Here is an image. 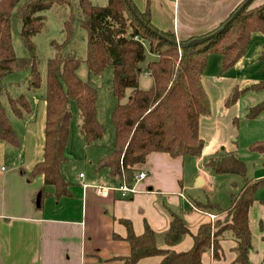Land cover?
I'll use <instances>...</instances> for the list:
<instances>
[{"label":"trees","instance_id":"trees-1","mask_svg":"<svg viewBox=\"0 0 264 264\" xmlns=\"http://www.w3.org/2000/svg\"><path fill=\"white\" fill-rule=\"evenodd\" d=\"M253 1L218 36L198 46L177 47L166 40L178 41L173 34L158 31L151 25L149 1L144 12L130 4L137 17L162 34L165 40L145 28L123 0H107L105 6H97L90 0H74V4H69L68 0H0V82L10 74L27 71V90L31 95L45 83L43 155L31 171L20 170L25 180L30 182L41 176L44 186L53 188L56 199L70 195L71 185L62 176L61 167L69 160L66 148L71 102L75 104L78 130L87 147L100 140L104 133L97 120L96 90L77 76L79 59L73 53L64 52L65 45L73 39L76 24L86 32L85 64L88 73L98 75L111 66L112 92L117 101L111 112L114 129L112 150L96 162L95 170L106 169L111 178L130 185L134 173L138 172L134 167L143 164L152 153H165L172 158L201 155L204 142L199 135V123L201 118L210 115V103L203 86L208 56L219 55L220 73H225L243 57L251 34H264V4L251 8ZM54 6H68L70 12L63 23L65 39L56 45L55 55L45 62L42 76L32 38L43 29V13ZM234 11L207 34L225 24ZM14 20L20 23L19 37L28 52L26 58L17 57L13 50ZM193 38L196 37L178 42L187 43ZM146 46L149 53L155 55V60L149 61L143 70L141 64L146 60ZM259 60L264 62V50L260 52ZM142 73H147L151 79L149 89L139 87ZM127 90L130 91L129 96L126 102H122ZM260 90H264V81L243 89L235 88L224 105L237 102L246 91ZM30 97L25 94L6 97L7 106L16 118L25 119L32 113ZM1 98L0 88V143L17 148L20 141ZM261 114H264V100L251 106L245 118L252 120ZM248 148L253 153L264 154V140L253 142ZM206 167L214 175H238L243 178V185L237 194L230 195L227 209L209 202H193L196 209L214 215V221L199 225L192 235L191 248L184 252L171 249L191 232L182 213L168 209L170 224L162 235L166 248L158 246L157 234L148 224H144L142 234L136 235L129 220L119 219L118 223L126 231L123 240L128 243L130 251L115 259L122 264H136L141 259L160 256L159 264H204L202 257L207 252H211L213 258L220 257L219 240L228 231L236 241L234 264H250L249 210L258 187L264 184V178L256 181L247 179L243 162L224 149L210 157ZM261 204L264 205V201ZM219 215H224V218H217ZM263 226L260 223V229ZM113 237L119 238L115 234Z\"/></svg>","mask_w":264,"mask_h":264},{"label":"crops","instance_id":"crops-1","mask_svg":"<svg viewBox=\"0 0 264 264\" xmlns=\"http://www.w3.org/2000/svg\"><path fill=\"white\" fill-rule=\"evenodd\" d=\"M129 1L140 12L145 11L149 1L150 23L154 29L168 32L173 34L176 40L184 41L192 37H200L217 28L244 0ZM262 4L264 0H254L252 8ZM262 50L263 48H260L259 54ZM242 59L243 57L234 68L243 65ZM261 99L260 96L258 100ZM32 100L33 111L28 118H17L18 122L11 120L20 146L17 147L19 152L9 154L18 155V157L11 159L10 168L4 169L0 165V264H122L115 257L127 255L130 248L123 240L126 231L118 220H129L136 235L142 234L145 223L154 232L159 230L163 235L169 228V211L185 212L180 205H177L178 201L170 199L173 196L187 203L188 211L185 213L195 212L207 215L208 221L199 223V218H196V224L214 221L210 219V214L192 205L194 201H197L196 199L186 198L183 194L184 190L191 189L192 195L197 197V191L203 190L201 186L205 184V174L201 175L202 179H198L193 189L190 184H185L184 169L186 161L191 166L198 165L203 157H206L208 161L221 149L233 153L231 148L226 147V142L217 140L216 143H211L210 141L208 148L205 143L201 155L192 157L195 160H186L187 157L172 158L165 153L148 155L143 164L134 167L138 171H145L147 177L133 184V192L127 191L124 194L118 190V187L121 184L128 185L127 183L111 178L106 169L95 170L96 162L108 155L112 147L101 156L90 154L93 157L90 162V171L94 169V175L83 173L75 175L73 177L75 183L70 186V195L56 199L53 196V188L44 186L41 176L27 182L20 173V170L31 171L34 165L41 161L43 155L45 101L44 98L37 100L36 96H33ZM250 107H247V110ZM247 110H244L243 114L246 115ZM205 120L206 117H203L199 123V135L204 142H206L204 138L208 127ZM3 144L0 143V157L4 156L3 152L7 149ZM68 144L69 139L66 153L68 158H72V153L69 154L68 151ZM79 144L80 150H85L84 141L83 144L81 141ZM64 164L61 167V173L69 181L67 172L64 174ZM80 175H82L81 178ZM84 185L87 186L84 188ZM97 187L105 189L98 193ZM39 193L40 202L37 207L35 201ZM157 204L160 207L164 206L167 216L162 214L161 208L157 209ZM250 217L249 210V228ZM260 223L264 225V220L259 219V229ZM187 225L189 227L188 223ZM260 230L263 231V229ZM114 234L119 238L114 239ZM185 237L180 242L183 244L178 250L187 251L191 248L193 239ZM221 238L219 240L220 257L213 258L211 252H208V258L203 260L202 257L203 263L234 264L236 241L232 236ZM160 248H166L165 244ZM171 249L178 252L175 246ZM160 261V256H152L141 259L136 264H159Z\"/></svg>","mask_w":264,"mask_h":264},{"label":"rangeland","instance_id":"rangeland-1","mask_svg":"<svg viewBox=\"0 0 264 264\" xmlns=\"http://www.w3.org/2000/svg\"><path fill=\"white\" fill-rule=\"evenodd\" d=\"M97 6H105L107 0H90ZM69 4H74V0H68ZM254 5H251V8ZM70 8L68 6H54L50 10L43 13L44 26L43 29L36 34L32 41L36 46V55L40 64V71L44 76L45 62L52 58L56 53V45L63 43L65 36L63 31V23L68 17ZM20 23L18 20L12 21V46L14 53L19 58H26L28 52L23 47L19 37ZM260 48L264 50V34L252 33L250 41L243 55V65L241 67H232L225 73H220V56L210 54L207 59V65L203 75V86L208 96L210 103V115L206 117V123L208 127L206 129L205 141L207 148L211 143L216 141L226 142L228 146L233 150V154L241 160L245 166V175L247 179L254 181L264 178V154L253 153L249 150L251 143L264 140V114L259 115L255 119H246L244 110L247 107L256 105L264 100V90L260 91H246L242 93L239 100L232 105L225 106L224 101L227 96L232 94L235 88L243 89L251 84L264 81V62L257 58ZM85 50H86V32L76 24L73 31V39L70 43L65 45L64 52L73 53L77 59H79V66L77 69V76L84 82L89 83L97 94V120L103 126L104 133L100 140L87 147L85 144V150H80V144H83V137L78 130V118L75 104L70 103L71 120L69 125V154L72 153V158L69 157V161L64 164V174L67 172L69 175V183H75L73 177L79 173L94 175L95 171H90V162L93 157L90 154L101 156L103 153H107L108 149H111L114 140V129L111 123V112L116 106L117 101L112 92V67H106L100 74H89L85 64ZM155 60V55L149 53L146 46V60L141 64V68L144 70L149 61ZM29 76V72L21 71L6 76L0 82V88L2 90V102L4 103L10 120L18 122L17 118L10 112L7 103V96H16L18 94H25L27 96H36L37 100H42L45 96V83L37 90L33 95L29 94L27 90L26 79ZM139 87L141 89H149L151 87V79L147 73H142L139 78ZM130 91L127 90L122 102H126ZM243 96V97H242ZM261 96V100H258ZM33 101V100H32ZM81 138V139H80ZM68 142V141H67ZM6 150L3 152L4 156L0 157V165L4 169L10 168L11 159H15L18 155L12 156L10 152H19L14 146L4 143ZM94 155V156H95ZM86 156V158L84 157ZM186 159V158H185ZM186 160H195V158L187 157ZM185 163V184H190L193 189L197 185L198 179H202L201 175L205 174V184L202 187L203 190H199L197 197L192 195L191 189L183 191L185 197H192L200 203H212L218 205L222 209H227L230 206V195L237 194L243 185V178L234 174H219L214 175L209 168L206 167L207 158L203 157L201 163L198 165ZM0 166V167H1ZM94 171V173H93ZM97 173V172H96ZM3 174V172H2ZM66 176V175H65ZM196 177V179H195ZM1 179V177H0ZM1 183V181H0ZM213 186H210V185ZM74 185V184H73ZM49 187V186H48ZM51 188V187H50ZM71 188V187H70ZM171 200L178 201L177 205H180L183 211L187 212V203L183 200L177 199L176 196L170 197ZM156 200V199H154ZM158 201V199H157ZM264 201V184H260L256 193L255 200L250 208V231L252 237V249L250 251V264H264V243L262 237L263 231L258 227L259 219L264 220V205L261 204ZM161 208L163 215L167 216V212L164 206L160 207L157 204V209ZM192 208V207H191ZM190 209V208H189ZM183 212L181 215L189 224L191 235H187L186 239H192L197 231L199 223L202 221H208L207 215L203 213L196 214L192 212L187 214ZM214 213V212H213ZM215 214V213H214ZM199 218V223L196 224L195 219ZM217 218H224V215H219ZM157 232V244L159 247L164 246L162 239V233L159 230ZM231 236L228 231H225L222 238ZM183 243H180L176 251ZM228 255V251H226ZM209 253H205L203 260L208 258ZM204 262V261H203ZM206 264V263H204Z\"/></svg>","mask_w":264,"mask_h":264},{"label":"water","instance_id":"water-1","mask_svg":"<svg viewBox=\"0 0 264 264\" xmlns=\"http://www.w3.org/2000/svg\"><path fill=\"white\" fill-rule=\"evenodd\" d=\"M125 5L127 6L128 10L133 14L134 17L138 18L137 17V14L134 10V8L132 7V5L130 4V1L129 0H123ZM253 0H244L240 6L234 11V13L232 14V16L229 18V20L223 24L222 26H220L217 30H215L214 32L210 33V34H207L205 36H202V37H196V38H193L192 40H190L189 42L187 43H180L178 41H172V40H169V39H166L162 34L156 32L154 29L150 28L149 26H146V24L143 23V21L141 19L138 18V21L141 23V24H144L145 28H147L148 30H150L152 33L156 34L159 38L161 39H166L169 43L177 46V47H194V46H198V45H201L202 43H204L205 41L213 38V37H216L218 36L222 31L223 29L228 25L229 22H231L232 20H234L244 9L245 7H247ZM36 206L38 207L39 206V202H40V193L37 194L36 196Z\"/></svg>","mask_w":264,"mask_h":264},{"label":"built area","instance_id":"built-area-1","mask_svg":"<svg viewBox=\"0 0 264 264\" xmlns=\"http://www.w3.org/2000/svg\"><path fill=\"white\" fill-rule=\"evenodd\" d=\"M80 178L82 177V175L79 176ZM147 177V174L145 171H138L134 173V177H133V182L130 185H126V184H121L118 187V190L121 191L123 194L126 193L127 191H134V186L133 184L139 183L141 181H143L145 178ZM87 185H84V188ZM105 188L102 187H97V192H103ZM211 220H214V216L213 215H209Z\"/></svg>","mask_w":264,"mask_h":264}]
</instances>
